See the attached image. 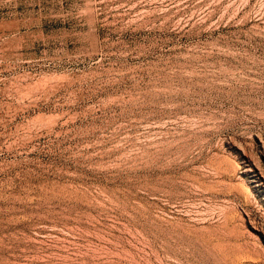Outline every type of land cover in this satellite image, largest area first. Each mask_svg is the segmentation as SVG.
I'll return each instance as SVG.
<instances>
[{
  "label": "rangeland",
  "instance_id": "obj_1",
  "mask_svg": "<svg viewBox=\"0 0 264 264\" xmlns=\"http://www.w3.org/2000/svg\"><path fill=\"white\" fill-rule=\"evenodd\" d=\"M0 264H264V0H0Z\"/></svg>",
  "mask_w": 264,
  "mask_h": 264
}]
</instances>
